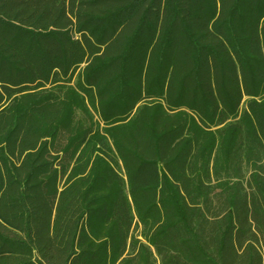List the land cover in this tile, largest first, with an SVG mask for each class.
Here are the masks:
<instances>
[{
  "label": "trees",
  "instance_id": "1",
  "mask_svg": "<svg viewBox=\"0 0 264 264\" xmlns=\"http://www.w3.org/2000/svg\"><path fill=\"white\" fill-rule=\"evenodd\" d=\"M0 264H264V0H0Z\"/></svg>",
  "mask_w": 264,
  "mask_h": 264
},
{
  "label": "rangeland",
  "instance_id": "2",
  "mask_svg": "<svg viewBox=\"0 0 264 264\" xmlns=\"http://www.w3.org/2000/svg\"><path fill=\"white\" fill-rule=\"evenodd\" d=\"M12 95H13V91H11V94H10V97L9 98H11ZM93 113H94V118L96 120H99L97 113H95V112H93ZM101 125H102V123H101Z\"/></svg>",
  "mask_w": 264,
  "mask_h": 264
}]
</instances>
